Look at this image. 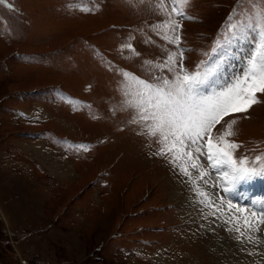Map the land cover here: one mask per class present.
Listing matches in <instances>:
<instances>
[{"label": "rangeland", "instance_id": "obj_1", "mask_svg": "<svg viewBox=\"0 0 264 264\" xmlns=\"http://www.w3.org/2000/svg\"><path fill=\"white\" fill-rule=\"evenodd\" d=\"M236 4L192 0L186 11L197 19L182 28V44L191 49L187 69L206 59L202 53ZM241 7L252 5L244 0ZM160 19L147 5L132 8L126 0L0 5V264H229V241L253 250L241 247L218 216L204 218L207 209L187 177L153 155L158 145L129 123L133 113L124 110L116 70L150 80L144 61L163 60L162 48L174 50L151 31ZM125 43L134 52L122 50ZM240 67L233 59L224 72ZM234 130L238 155L264 150V102ZM27 144L64 164L66 175L50 173ZM79 144L89 150L71 147ZM207 179L199 186L225 205L254 208L264 197V179L227 193L211 186L214 174Z\"/></svg>", "mask_w": 264, "mask_h": 264}, {"label": "snow or ice", "instance_id": "obj_2", "mask_svg": "<svg viewBox=\"0 0 264 264\" xmlns=\"http://www.w3.org/2000/svg\"><path fill=\"white\" fill-rule=\"evenodd\" d=\"M126 2L132 8L147 5L156 12L161 19L151 25V31L174 46V50L162 48L166 53L163 60L144 61L150 66L147 69L152 73L150 80L116 70L123 78L124 110L131 109L133 113L129 123L140 126L143 131L138 134L146 135L158 145L153 155L163 156L187 177L198 198L196 202L207 209L202 210L204 218L218 216L221 226L235 234L233 239L241 245L253 246V250L241 249L249 256L260 257L251 264H264V235H257L264 233V197L254 201V208L234 206L230 201L225 205L222 197L198 184L203 181L207 185V177L214 174L211 186L227 193L238 185L264 179V150L258 147L249 150L252 155H238L241 145L231 139L237 135L234 125L238 120L247 118L255 105L264 102L260 99L264 95V0L258 4L257 0H249L250 11L241 7L244 0H237L210 51L202 53L206 59L199 60L192 70L184 64L185 53L191 49L182 44L183 22L197 19L186 11L192 0ZM5 3L6 0H0V5ZM121 49L134 52L131 43L122 44ZM237 58L240 70L226 75L225 66ZM62 99L74 106L80 103L68 97ZM71 147L89 150L84 144ZM257 248L261 250L256 251Z\"/></svg>", "mask_w": 264, "mask_h": 264}, {"label": "bare ground", "instance_id": "obj_3", "mask_svg": "<svg viewBox=\"0 0 264 264\" xmlns=\"http://www.w3.org/2000/svg\"><path fill=\"white\" fill-rule=\"evenodd\" d=\"M28 145V149L29 151H31L30 153L31 154H34L36 156V159L37 161H40L44 167H46L48 169V171L52 174H55V175H66L67 173V169L66 168H62V166H60L61 163L59 164H55V161L54 159H52L51 157L48 156L46 150H42L38 145H34V147L32 148V146L30 144H27ZM26 147V146H25ZM56 165H58V168L59 170L57 171V167ZM49 173V174H50ZM257 196V195H256ZM226 240V238L224 239ZM228 243V242H226ZM236 244V243H235ZM222 249H225V247L223 245H219ZM237 247V248H235ZM235 247H231L230 246V241H229V247L228 249L226 250V253L228 254V261H229V264H251V262L255 261V260H260V257L259 256H256V257H247L244 255V252L241 251V248L240 246H235ZM242 247V245H241ZM256 251H260L261 249L257 248L255 249ZM236 254V259H232L231 257Z\"/></svg>", "mask_w": 264, "mask_h": 264}]
</instances>
